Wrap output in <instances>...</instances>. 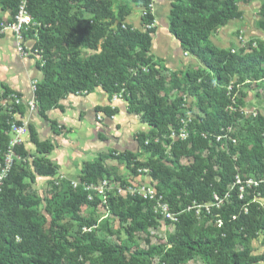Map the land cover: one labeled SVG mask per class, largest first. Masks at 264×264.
<instances>
[{
	"label": "trees",
	"instance_id": "obj_1",
	"mask_svg": "<svg viewBox=\"0 0 264 264\" xmlns=\"http://www.w3.org/2000/svg\"><path fill=\"white\" fill-rule=\"evenodd\" d=\"M114 1L127 4L114 8L108 0H27L26 10L32 22L39 24L32 30L37 37L34 49L40 52L41 58L37 60V68L42 74L34 94L37 113L50 123L56 135V123L48 119V113L62 112L60 102L68 96L87 95L100 88L112 97L124 89L122 97L128 113L137 116L140 123L150 129L137 140L154 162L134 165V155L129 152L121 154L119 159L125 161L134 176L138 175V169H150L157 191L171 212L179 214L175 233L164 249L151 246L136 252L127 244L119 246L100 239L96 220L84 219L80 212L84 206L93 209L101 206L102 200L94 197L89 201V194L94 193L80 186L77 189L69 186L62 196L53 198L45 209L50 216L46 230L33 210L35 202L23 192L27 188L26 179L34 182L36 177L55 176L57 167L46 160L55 146L50 141H39L29 126L30 143L36 156H30L25 146L19 147L18 153L32 161L16 162L0 190V264H153L151 261L156 255L160 256L158 264H187L196 257L206 264H264V255L251 257L245 253L241 256L234 251L244 234L255 239L264 231V210L253 202L258 196L264 203V118L257 115L246 122L248 141L253 144L251 149L246 138L241 137V131L233 137L235 145L230 143L227 150L220 149L225 142L223 136L229 128L237 126L241 118L238 111L229 110L236 86L250 80L249 77L255 81L264 79V45L233 54L212 42L216 31L242 18L238 4L249 0H172L168 31L183 53L200 65L199 69L185 74V90L197 98L199 110L204 114L191 124L185 141H165L174 159L170 162L173 167L160 162L164 159L162 143L153 142L170 127L178 130L179 126L178 106H168L160 97L164 83L151 60L152 35L156 32L152 2ZM21 2L0 0V11L8 12L14 20ZM131 5L143 10L142 23L150 28L140 31L124 24L132 13ZM75 6L81 7L91 18L73 14ZM260 13L264 18V0ZM81 48L94 54L84 59ZM129 69L136 70L130 79ZM3 91L0 100L14 95L8 88ZM16 96L21 98L20 94ZM209 107L215 112L207 113ZM95 112L108 120L118 114V110L110 106L97 107ZM5 113L0 114V151L9 144L13 115L24 116V109L14 106ZM146 141H149L147 146ZM183 158L191 162L181 165ZM102 160L83 165L80 183L97 184L111 175ZM244 169L261 178L251 186H247L245 180L238 184L236 178ZM219 201L223 202L221 206ZM103 207L119 222L127 224L125 233L129 242L156 225L152 204L142 198L109 197ZM196 208L202 217L208 210L209 217L218 222L219 227L204 229L200 226ZM65 217L77 224L74 235L71 234L73 225L63 222ZM107 232L112 234L108 229Z\"/></svg>",
	"mask_w": 264,
	"mask_h": 264
},
{
	"label": "rangeland",
	"instance_id": "obj_2",
	"mask_svg": "<svg viewBox=\"0 0 264 264\" xmlns=\"http://www.w3.org/2000/svg\"><path fill=\"white\" fill-rule=\"evenodd\" d=\"M108 1L112 3L114 8L127 4L125 1ZM151 2V12L155 19L154 26L156 32L152 35L153 42L150 55L152 62L157 66L155 69L164 83V89L160 93V97L166 105L178 106L176 120L178 122L184 120L188 126L187 130H189L191 124L197 121L198 118H202L204 114L199 110L197 98L190 96L185 90V74L189 71L199 69L200 65L196 60L187 56V54H184L183 61L178 66H174L172 62L167 63L164 61L162 52H166V50L171 47V41L174 40L168 31L169 12L172 0H151ZM262 3L263 0H249L247 3L240 2L238 8L242 12V18L237 21H232L226 27L216 31L212 36L213 44L221 49L238 50L236 38L240 31H245L247 36L246 44L251 42V46L255 42L257 48L263 46L264 18L260 13ZM131 8L132 13L124 24L131 26L134 29L144 31L145 26L142 23V17L144 15L143 10L136 8L133 5H131ZM75 13L79 16H84L86 19L91 18V15L84 12L81 7L79 8L75 6L73 14ZM11 23V15L8 12L0 11V24L7 25ZM115 27L116 25H114L112 29H115ZM33 28L36 27L31 25L27 30L22 32L21 37L18 40L19 45H17V39L13 33H10L9 31L0 33V95L4 93V88H8L14 95H21L20 100L22 104L21 106L24 109V116L14 114L13 118L16 123L20 120L25 121L26 118L30 120L35 117L28 112L26 107L27 102L31 97L32 82L38 84L42 81V74L37 68V60H39L38 54H40V52L34 49L37 37L32 33ZM49 28L50 27H48V29ZM51 32L54 33V30H51ZM80 53L84 59L94 54V52L82 48L80 49ZM144 70L146 71V68H144ZM135 72L136 70L132 71V69L127 71V74L129 73L130 76L129 79L134 76ZM249 79L250 80H247L245 83L236 86L237 91L230 99L233 104V111L238 110L241 118L238 121L237 126L231 127L225 136V142L220 147L222 151L227 150V146L231 143V139H233L239 131H241V137L244 140L246 138L247 142L250 139V135L247 131L246 122L254 119L257 115L264 118V79L261 81L252 80L251 77H249ZM235 83L236 80H234L233 84ZM230 91L231 90H229V92ZM123 92L124 89L120 94L116 95L122 96ZM72 98L75 99L70 101ZM112 99L113 96L108 97L100 88H98L91 94L68 96L63 100L66 101L65 105L70 106V102H72V104L78 108H75L76 110L73 109L75 112H73L72 109H68L69 113L66 117L70 118L74 116V121L72 122L71 127L67 128L53 121L56 123L54 129L58 132L56 133L57 136H60V134L67 136L68 138L71 136V138H75V140H78L79 142V145H73V148L70 149L73 150L74 153V156L72 157L74 159L72 161L73 163L60 165L61 163L55 161L51 155L48 156L46 160L57 167L55 176L44 178L36 177L34 182L26 179L25 185L27 188L23 192V194L29 196L33 199V202H35L33 210L43 218L41 219L39 217V221L43 223L46 230L49 226L48 222L50 216L45 209L49 206L55 196H62L64 194V191L71 186V182H80L82 168L86 163H96L100 158L103 159L102 164L111 175L108 178L100 179L96 185L103 188L104 191L109 192V197L126 200L129 197V188L140 187L147 183L152 184L153 180L150 177V169H145L148 171L147 173H139L137 171L138 175L134 176L127 169L125 161L119 159L121 154L129 152L134 155V165L150 161L154 162L150 157V153L143 150L138 144L137 138L140 134H144L139 128L143 124L140 123L137 116L128 113L127 103L124 101L123 97V101L112 102ZM115 104L124 106L123 112H125V114L123 113L119 115L118 112L117 115L119 116L116 118V115L111 119L112 124L109 128L106 127L105 117L101 113L93 116L92 121H89V124L88 121L87 124L82 122L80 118V116L85 114L84 111L88 107L87 105L94 106V108H102V106L112 107ZM5 112H9V107L7 106L5 108L0 105V114H6ZM214 112L215 109L212 107H209L207 110V113L209 114ZM35 114L38 115V113ZM98 117H100L101 120H98ZM134 117H136V119H134ZM91 122L95 124L93 129L89 128ZM146 128V133H149L150 129L147 126ZM179 128L180 126L178 127V130H176L175 128L170 127L168 131L158 136L164 150V159L160 161L164 166L173 167L170 162L174 159L170 155L169 146L166 145L165 141L169 140L171 143L176 142V137L172 139L170 138V135L172 130L176 133L179 131ZM40 138L43 137L40 135ZM95 140L99 141L97 144L103 146L102 149L104 150L98 149V145L93 146ZM81 143L84 144L85 148ZM30 144V133L28 129V135L24 139L25 148L29 150ZM231 144L235 145L233 142ZM248 145L249 149L253 147L251 141H248ZM56 148H58V146ZM29 155L36 156L35 151H31ZM60 155H64L63 152ZM206 155L207 153L205 152L204 156ZM190 162L191 160L186 158L180 160V164L184 166L188 165ZM28 169L30 173L33 172L31 167ZM260 178V175H256L250 170L244 169L243 171H240L238 175V182L241 183L243 182L242 180H245L247 186H251ZM104 182L105 185L103 184ZM154 183L157 186V183ZM118 189L122 190L121 194H118ZM242 193L244 195L246 194L245 191H242ZM227 199H229V197H227L226 200ZM253 202L258 203L260 208L264 210V203L258 196L253 198ZM222 204L223 202L219 201L218 205L221 206ZM153 212L156 225L149 228L145 233L137 234L134 237L133 242H129L125 233L127 224L119 222V220L114 217L108 209L104 208L103 205L97 206L94 209L89 206H84L80 212V216L84 219L92 217L96 220L98 226V238L106 239L109 243L119 246L127 244L132 252H136L145 250L151 246H157L164 249L170 236L175 233L177 221H170L155 210H153ZM172 213L179 217L178 213ZM195 215L198 218L199 225L203 226L204 229H214L219 227L218 222H215L212 217H209L208 210L206 215L202 217L200 215V210L196 208ZM63 222L72 224L74 229L71 234L75 233L77 230V224L74 221L65 217ZM107 229L112 232L111 235L107 232ZM234 251L241 256L245 253L249 254L251 257L264 255V231H260L255 239H250L248 234H244V237L237 241ZM159 259L160 256L156 255L152 258L151 262L153 264H158ZM187 264L206 263L201 258L196 257Z\"/></svg>",
	"mask_w": 264,
	"mask_h": 264
},
{
	"label": "built area",
	"instance_id": "obj_3",
	"mask_svg": "<svg viewBox=\"0 0 264 264\" xmlns=\"http://www.w3.org/2000/svg\"><path fill=\"white\" fill-rule=\"evenodd\" d=\"M27 0H22L21 5L19 7L18 14L15 16L14 20H12L11 24L3 25L0 24V33L9 31L10 33H13L16 36L17 39V45H19L18 40L21 37V34L24 30H27L31 25L34 27L39 26V24H35L32 22V19L30 15L27 12ZM125 26H123L124 28ZM150 28L149 26H145V29ZM247 36L245 34V31H240L237 38V48L238 50H231V53H236L239 50L243 49L244 51H248L250 48H257L256 43L254 42L251 46L250 43L246 44ZM39 60L41 58L39 57ZM43 63V62H41ZM36 82H32L31 84V97L30 100L27 102V110L30 114L37 113V104L35 101V91H36ZM230 90V88H228ZM112 102L117 101H123L121 95H115L113 96ZM1 107H9V111H12L14 106H21V100L16 95H9L6 99H1ZM232 103V101H231ZM233 104L230 105L229 110L233 111ZM238 111V110H236ZM233 111V112H236ZM98 120H101L100 117H98ZM21 124L18 125L16 122H12L10 124V131L8 133L9 136V144L7 148L4 151H0V190L3 184V180L7 177L8 173L11 171L13 166L16 162H31V158L24 159L17 151V149L21 146H24V139L28 135V123L20 120ZM180 128L179 131L175 133V131H171L170 138L174 139L176 137V141H185L188 137V131L187 125L184 120H180L178 122ZM230 128L228 129V131ZM228 133V132H227ZM226 133V135H227ZM225 135V136H226ZM225 136H223V139H225ZM220 139V138H219ZM218 139V140H219ZM155 144L160 143L159 138H155L153 140ZM236 143L234 139H231V143ZM149 144V141H146L145 145L147 146ZM139 173H147V170H138ZM238 182V177L236 178ZM105 185V182L103 183ZM239 184V182H238ZM71 186L73 189H77L79 186L82 187L87 192H93L94 195L89 194L88 200L93 201L94 197H98L102 200V205H106L107 199L109 198V192L104 191L103 188L97 186L96 184H87V183H76L71 182ZM122 190L118 189V194H121ZM129 197H139L143 200L149 202L153 206V210L157 211L162 216L168 218L170 221L178 222L177 215L172 213L170 210V207L168 203L165 201L164 197L159 194V192L156 189V184L152 181V184L147 183L140 187L136 188H129L128 190ZM85 232H88L90 230L84 229Z\"/></svg>",
	"mask_w": 264,
	"mask_h": 264
},
{
	"label": "crops",
	"instance_id": "obj_4",
	"mask_svg": "<svg viewBox=\"0 0 264 264\" xmlns=\"http://www.w3.org/2000/svg\"><path fill=\"white\" fill-rule=\"evenodd\" d=\"M162 54H163L164 61L167 63L172 62L174 64V66L180 65L182 63L183 57H184V53L180 49L179 43L175 39L171 41V47L169 49H167L166 52H162ZM35 77H37V76H35ZM73 99H75V98L70 99V101H73ZM65 102L66 101H62L60 103V105L63 107V111L62 112L59 110L50 111L48 113V119L50 121L57 122L59 125H62V126L69 128L72 126V122L74 121L73 120L74 116H72L70 118L68 117L69 119L66 117V115H68V113H69L68 109H72V111L75 112L73 109H75L77 107L75 105H73L72 102H70V106H67V105H65ZM87 106L88 107L84 111L85 114L80 116V118H81L82 122H85L87 124V121H88V124H89V121H92L93 116H96L95 108H97V107L94 108V106H89V105H87ZM112 108L118 109L119 115H121L123 113L125 114V112H123L124 106H122L120 104H115L112 106ZM33 115L35 117H33L30 120H28L26 118L25 122H27L28 125L34 129V132L36 134V138L39 141L43 142V141L47 140V141H50L54 144L55 151L51 154V157L54 158L55 161H57L58 163H61L60 165H63V164L67 165L69 163L70 164L73 163L72 161L74 159L72 157L74 156V153H73V150H70V149L73 148V145H75V146L79 145L78 140H75V138H71V136L68 138L67 136H63L61 134H60V136H57V134L54 135L53 130L50 126V123L44 121L37 114H33ZM119 115H117L116 118ZM52 117H54V118H52ZM134 119H136V117H134ZM138 120H139V118H138ZM105 124H106V127L109 128L112 124V120H108L105 118ZM94 126H95V124L93 122H91V125L89 126V128L93 129ZM139 128H140L141 132L146 133V129H147L146 126L141 125ZM56 133H58V132L56 131ZM40 135L43 138H40ZM98 142L99 141L95 140L93 143V146L98 145V147H99L98 149L104 150V149H102L103 146H99V144H97ZM81 144L85 148L84 144L83 143H81ZM29 146H30L29 150L26 148V150L29 153L31 151H35V148L32 144H30ZM57 146H58V148H56ZM58 150H60V151H58ZM62 152L64 155H60Z\"/></svg>",
	"mask_w": 264,
	"mask_h": 264
},
{
	"label": "bare ground",
	"instance_id": "obj_5",
	"mask_svg": "<svg viewBox=\"0 0 264 264\" xmlns=\"http://www.w3.org/2000/svg\"><path fill=\"white\" fill-rule=\"evenodd\" d=\"M39 114V113H38Z\"/></svg>",
	"mask_w": 264,
	"mask_h": 264
}]
</instances>
